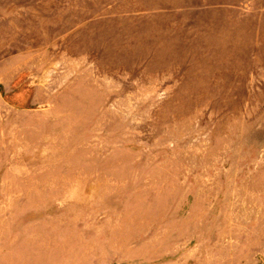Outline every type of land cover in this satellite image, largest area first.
Returning a JSON list of instances; mask_svg holds the SVG:
<instances>
[{"label": "rangeland", "instance_id": "obj_1", "mask_svg": "<svg viewBox=\"0 0 264 264\" xmlns=\"http://www.w3.org/2000/svg\"><path fill=\"white\" fill-rule=\"evenodd\" d=\"M0 264H264V0H0Z\"/></svg>", "mask_w": 264, "mask_h": 264}]
</instances>
